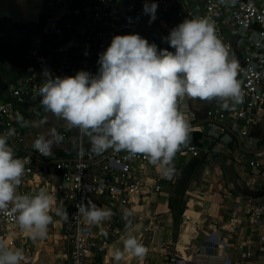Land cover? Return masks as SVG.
Wrapping results in <instances>:
<instances>
[{
  "label": "crops",
  "instance_id": "crops-1",
  "mask_svg": "<svg viewBox=\"0 0 264 264\" xmlns=\"http://www.w3.org/2000/svg\"><path fill=\"white\" fill-rule=\"evenodd\" d=\"M142 1L116 0L115 4L130 11ZM57 10L55 0H0V99L9 95L11 85L29 81L35 73L42 74L45 68L49 72L54 70L62 63L63 51L69 53L70 63L76 62L70 48L73 30L65 25L62 33L51 32L44 36L39 60L34 61L28 56L30 35L40 31L47 17ZM147 21L144 19L139 23L138 31L149 30L152 42L171 50V46L161 39L160 29ZM230 39V54L241 61L239 47L233 37ZM98 53L90 46L85 56L94 66L92 73L98 68ZM240 78L238 72L237 79ZM177 103L190 124V138L173 157L175 172L171 176H162L155 165L148 180L159 181L161 188L158 191L146 187L140 194L131 193L128 204L113 205L109 225L104 224L103 232L96 236L101 247L94 251V264H170L172 257L177 259V264H238L244 256L245 264H261L264 239L259 236L264 237V220L252 230L255 225L242 217L241 210L233 207V201L240 196L260 199L264 195V108L259 111L258 119L246 121L235 117L236 104L221 107L220 98L184 96L178 98ZM232 103L229 101L230 105ZM213 105L226 111L222 120L207 116V109ZM40 106L36 93L17 104L13 123L25 126L22 141L8 139L14 155L21 156L42 131ZM17 112L24 117L19 122L15 119ZM2 122L0 117V127ZM242 130L247 133L242 134ZM80 144L90 149L87 138H78L75 129H68L62 143L54 145L49 155L36 158L41 162L74 160ZM189 147L197 153L193 154ZM111 150L114 149L102 151L100 156ZM250 161L254 163L250 164ZM112 166L123 167L116 163ZM105 174L100 163L92 161L86 171V181L92 184L88 202L97 205L104 199L106 190L95 187V183ZM44 179L49 181L46 185ZM33 180L55 197L54 207H61L68 213L59 194L52 192L54 183L59 181L56 171L36 173ZM123 209H129L130 215L124 216ZM146 211L150 218L144 216ZM50 214L53 221L44 238H29L19 226L10 229L6 235L0 230V242L24 251L21 264H66L68 216L64 219L54 211ZM174 216L177 217L175 223ZM129 227L147 247V253L143 259L125 253L117 261L111 255L112 249L123 247L122 240ZM181 232H185V236L180 237Z\"/></svg>",
  "mask_w": 264,
  "mask_h": 264
},
{
  "label": "clouds",
  "instance_id": "clouds-1",
  "mask_svg": "<svg viewBox=\"0 0 264 264\" xmlns=\"http://www.w3.org/2000/svg\"><path fill=\"white\" fill-rule=\"evenodd\" d=\"M156 0H144L148 23L156 18ZM169 48H158L139 33L114 34L98 53L95 73L79 69L73 75H53L42 70L36 96L43 113L40 131L32 140L42 155L64 140L60 128L75 129L78 138H87L93 152L112 148L130 154L142 153L158 166L162 176L175 172L173 157L190 138V124L178 109V98H220L221 107H234L243 99L237 79L238 60L230 58L228 47L216 34L208 17L184 18L169 29ZM229 101L233 103L230 105ZM16 113L15 119L23 120ZM15 129L0 133V209L11 204L24 234L44 238L53 221L51 212L67 219L68 213L54 207L55 197L41 188L34 194L20 193L17 186L25 171V160L14 155L8 139ZM78 212L89 224L109 219L112 210L89 201L79 203ZM124 216L130 215L123 209ZM123 247L112 249L119 261L125 253L143 259L147 247L129 227ZM25 253L19 247L0 242V264H21Z\"/></svg>",
  "mask_w": 264,
  "mask_h": 264
},
{
  "label": "built area",
  "instance_id": "built-area-1",
  "mask_svg": "<svg viewBox=\"0 0 264 264\" xmlns=\"http://www.w3.org/2000/svg\"><path fill=\"white\" fill-rule=\"evenodd\" d=\"M58 10L51 13L43 28L30 35V50L28 56L37 61L45 35L54 32L60 34L64 25L72 28L74 38L71 41V52L76 56V62L70 63L68 52H62L61 64L50 71L53 75H73L79 69L94 71L85 56L90 46L99 52L110 42L114 34L139 33L151 41L149 30L138 31L139 23L147 19L143 13L142 3L130 11L116 6V0H55ZM156 18L152 21L160 29L161 35L166 36L169 29L184 18L208 17L215 23L216 34L231 50V39L239 47L241 61L238 72L240 74L243 99L236 104L235 117L246 121L259 118V111L264 108V0H156ZM165 41V40H163ZM166 42V41H165ZM167 43V42H166ZM168 44V43H167ZM160 48V45H157ZM170 46V45H169ZM232 55L230 54V58ZM41 73H35L29 81L17 83L9 87V95L0 99V117L3 119L0 133L9 127L15 129L9 139L23 140L25 124L13 123V112L17 104L37 91L42 82ZM43 112L40 106L38 113ZM218 105L209 107L208 117L222 120L226 115ZM223 130V126H220ZM66 128L61 129L63 137L67 134ZM246 134L247 130H242ZM193 154L197 153L192 147L188 148ZM101 152H93L83 144L78 146L74 160L60 159L41 162L36 158L43 156L33 145L21 156L25 160V171L21 183L17 186L20 193L34 194L41 189L40 183L34 182L36 173L53 170L58 173L59 181L54 183L53 193L59 194L60 199L68 208L66 226L67 241L69 244L68 260L66 264H94V251L100 249L101 244L96 236L103 232V225H109V219L98 224H89L78 212L80 202L87 203V195L92 184L86 181V171L92 161H98L105 171L104 177L99 178L95 187L105 189L104 199L97 204L99 207L110 208L113 205H126L131 201L130 194H140L148 187L155 192L161 188L158 180L149 181L150 173L155 167L142 153L130 154L125 149L111 150L100 156ZM112 163L123 167H113ZM254 161H250L253 164ZM46 185L49 181L44 179ZM233 207L241 210V215L255 225L264 220V195L260 199L251 196H240L234 199ZM145 217L150 218L148 211ZM19 226L11 204L6 209H0V230L3 235L10 229ZM22 233V231H21ZM20 233V234H21ZM260 239H264L262 235ZM246 257H242L238 264H245ZM170 264H177L172 257ZM264 264V255L261 258Z\"/></svg>",
  "mask_w": 264,
  "mask_h": 264
},
{
  "label": "trees",
  "instance_id": "trees-1",
  "mask_svg": "<svg viewBox=\"0 0 264 264\" xmlns=\"http://www.w3.org/2000/svg\"><path fill=\"white\" fill-rule=\"evenodd\" d=\"M181 210H182V207L179 208V213L181 212ZM174 217H175V216H174ZM175 221H177V217L174 218V223H175ZM175 233H176V231H175V229H174V234H175Z\"/></svg>",
  "mask_w": 264,
  "mask_h": 264
},
{
  "label": "bare ground",
  "instance_id": "bare-ground-1",
  "mask_svg": "<svg viewBox=\"0 0 264 264\" xmlns=\"http://www.w3.org/2000/svg\"><path fill=\"white\" fill-rule=\"evenodd\" d=\"M188 234V233H187ZM183 236H185V232H181V234H180V237H183ZM179 237V238H180ZM182 239V238H181Z\"/></svg>",
  "mask_w": 264,
  "mask_h": 264
}]
</instances>
